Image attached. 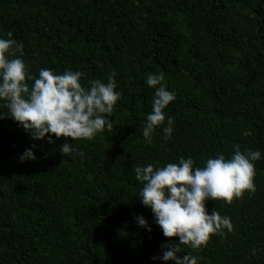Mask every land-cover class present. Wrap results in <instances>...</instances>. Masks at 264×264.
Returning <instances> with one entry per match:
<instances>
[{
  "label": "trees",
  "instance_id": "1",
  "mask_svg": "<svg viewBox=\"0 0 264 264\" xmlns=\"http://www.w3.org/2000/svg\"><path fill=\"white\" fill-rule=\"evenodd\" d=\"M9 32L34 77L79 71L90 87L115 73L122 98L112 130L74 141L83 156L61 154L69 138L33 141L0 119V264H154L178 238H166L138 200L134 165L183 156L203 167L235 145L264 155V0H0V38ZM149 74L176 94L165 110L172 138L161 126L151 144L142 134L155 92ZM33 144L38 159L20 163ZM255 170V192L207 202L233 231L202 250L181 245L198 264H264V159Z\"/></svg>",
  "mask_w": 264,
  "mask_h": 264
},
{
  "label": "clouds",
  "instance_id": "2",
  "mask_svg": "<svg viewBox=\"0 0 264 264\" xmlns=\"http://www.w3.org/2000/svg\"><path fill=\"white\" fill-rule=\"evenodd\" d=\"M7 36L8 39L0 38V102L5 109L0 111V119L15 121L33 141L54 144L53 137L69 138L73 143H63L61 154L83 156L76 152L74 141L92 140L98 133L112 130L110 117L122 98L116 91L115 73L108 76L107 83L99 79L89 81L90 87L82 86L84 74L79 71L57 74L43 68L34 77L17 56L23 55V44L12 39L11 32ZM162 81L163 77L156 74H149L146 79V84L155 89L152 111L147 114L142 132L147 144L152 143L158 127L163 126L166 140L172 138L174 130V120L166 117L165 110L175 101L176 94L166 89ZM35 148L33 144L25 149L18 161L35 162ZM261 159L264 155L260 151L242 152L235 145L230 157L217 153L203 167H196L193 158L183 156L177 163L155 169L151 164L134 165L135 179L143 185L138 200L151 210L155 224L166 238H178V242L161 246L162 255L152 257L154 264H198L199 258L183 253L181 245L193 251L202 250L212 236H223L225 230L232 232L230 218L215 210L209 214L206 204H231L246 192H255V162ZM135 223L152 231L143 216L135 217Z\"/></svg>",
  "mask_w": 264,
  "mask_h": 264
}]
</instances>
